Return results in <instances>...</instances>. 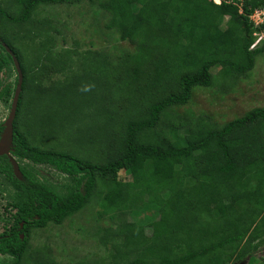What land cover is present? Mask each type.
Segmentation results:
<instances>
[{
    "label": "trees",
    "instance_id": "16d2710c",
    "mask_svg": "<svg viewBox=\"0 0 264 264\" xmlns=\"http://www.w3.org/2000/svg\"><path fill=\"white\" fill-rule=\"evenodd\" d=\"M81 1L0 0V34L23 72L13 136L20 174L0 218L3 264H65L50 246L33 247L31 231L94 200L96 218L111 221L95 230L105 253L78 264H264V105L224 123L179 111L196 88L227 93L247 78L264 54V38L256 43L264 21L250 17L264 0H97L106 27L134 46L116 58L57 49L59 29L38 13ZM86 60L99 65L94 82L78 73ZM75 74L92 80L89 91L60 88ZM33 96L50 98L57 115L33 118ZM82 105L92 120H74L70 136L62 110ZM36 165L66 181L46 183Z\"/></svg>",
    "mask_w": 264,
    "mask_h": 264
},
{
    "label": "rangeland",
    "instance_id": "374dc122",
    "mask_svg": "<svg viewBox=\"0 0 264 264\" xmlns=\"http://www.w3.org/2000/svg\"><path fill=\"white\" fill-rule=\"evenodd\" d=\"M97 0H82L75 4H60L44 6L38 13L39 17L48 16L52 23L59 29V33H55L58 45L68 47H78L80 50L94 48L110 53L113 58L115 55L121 54L125 50H133L134 46L127 40H121L117 32L106 27L109 16L102 10L98 9ZM25 50V47H21ZM29 54V53H28ZM30 55V54H29ZM99 65L91 60H86L84 68L78 69L81 73L98 78ZM218 71V68L213 70ZM74 73V72H73ZM76 73V71H75ZM107 83V70L105 71ZM63 74L54 75L62 77ZM81 77V75L79 76ZM78 80V81H76ZM92 80L77 78L76 74L72 75L67 81H63L60 88L64 91L67 86L75 85V92L80 89L81 85L85 90L89 91ZM97 86H104L103 82L97 79ZM94 85V84H93ZM62 91V92H63ZM55 88L48 92V97L51 94H56ZM93 89L91 90V93ZM69 95V94H68ZM74 96V93L70 94ZM69 95V96H70ZM78 95V94H77ZM45 97L36 99L32 97V113L34 116L57 115L51 108L50 98ZM54 98V97H53ZM46 103V106H43ZM43 104V105H42ZM264 105V54L256 58L254 68L249 71L247 78L240 79L237 84L227 93H221L216 86L196 88L193 91L190 102L179 109V111H192L193 113H204L211 115L213 119L220 123H224L234 117L243 115L246 111L253 107ZM43 106V107H42ZM91 105H82V109L75 108L73 112L68 109L62 110L61 117L70 120V129L67 130L70 136H73V121L82 120V122L91 121L92 117L86 114ZM36 109V111H35ZM7 114V107L0 105V118ZM59 114V113H58ZM69 114H72L71 116ZM77 115V117H76ZM26 123V120L23 122ZM36 124V123H35ZM3 148V147H2ZM39 170L38 174L41 180L46 183L56 184L58 181H66L65 175L56 170L44 166L36 165ZM122 176H125L122 173ZM11 190L8 187L0 188V218L6 217L10 209L6 208ZM97 210H100L98 203L91 202L87 207L73 216L67 218L62 224H49L44 228L33 229L30 235V243L33 247L50 246L52 254L56 261L65 264H78L79 261H93L104 254L103 247L100 246L95 230L98 226H108L111 224L108 218H96ZM129 214V219H131ZM3 229V224L0 222V231ZM149 232V229H147ZM258 255H264V246L261 247ZM9 257L0 256V264Z\"/></svg>",
    "mask_w": 264,
    "mask_h": 264
},
{
    "label": "flooded vegetation",
    "instance_id": "af4514ba",
    "mask_svg": "<svg viewBox=\"0 0 264 264\" xmlns=\"http://www.w3.org/2000/svg\"><path fill=\"white\" fill-rule=\"evenodd\" d=\"M7 54L10 55L12 61L3 64L4 62L2 61V59L6 60ZM12 55H15L13 49L7 44L6 37H4L0 34V66H1V70H0V105H2L3 107L4 106L7 107L6 116L3 118H0V127H1L0 128V137L2 135L4 128H5L4 123L7 120L9 113H10L13 97H14L15 90H16L17 83H18V74H17L16 66H15ZM14 120H15V118H14ZM14 120H13V134H12L11 142L4 147L0 145V156H1L0 164H2L3 167H6L7 164L10 163L12 165V173H10L11 176H10V180H9L7 177L9 174L8 168L0 170V188H1V186H3V187L11 186L12 180H14V178H16L18 175L14 169V165L12 162L13 158L15 160H17L16 155L13 154ZM3 178H5V179L3 180Z\"/></svg>",
    "mask_w": 264,
    "mask_h": 264
},
{
    "label": "water",
    "instance_id": "95a60500",
    "mask_svg": "<svg viewBox=\"0 0 264 264\" xmlns=\"http://www.w3.org/2000/svg\"><path fill=\"white\" fill-rule=\"evenodd\" d=\"M12 56H13V60H14L15 66H16L17 74H18V83H17V87H16L15 94L13 97L11 110H10V113H9L7 120L4 123L5 128H4L2 135L0 137V145L3 147L6 146L7 144H9L11 142V139H12L13 120L16 116L19 94H20V91L22 89V82H23V72H22L19 60L16 57V55H12ZM12 162H13L15 171L19 175L20 174L19 163L14 158L12 159Z\"/></svg>",
    "mask_w": 264,
    "mask_h": 264
},
{
    "label": "built area",
    "instance_id": "2783aa9c",
    "mask_svg": "<svg viewBox=\"0 0 264 264\" xmlns=\"http://www.w3.org/2000/svg\"><path fill=\"white\" fill-rule=\"evenodd\" d=\"M251 19L254 21V24L257 25V24H260L261 22L264 21V8H259V9H256L253 14L250 15ZM264 38V35L261 34L258 39L256 40V43L259 41L260 42V39H263Z\"/></svg>",
    "mask_w": 264,
    "mask_h": 264
},
{
    "label": "clouds",
    "instance_id": "9594fccd",
    "mask_svg": "<svg viewBox=\"0 0 264 264\" xmlns=\"http://www.w3.org/2000/svg\"><path fill=\"white\" fill-rule=\"evenodd\" d=\"M17 162H18V159H17ZM19 163V162H18Z\"/></svg>",
    "mask_w": 264,
    "mask_h": 264
}]
</instances>
